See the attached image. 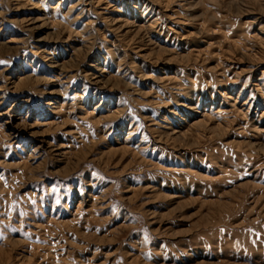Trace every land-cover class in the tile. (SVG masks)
<instances>
[{
	"label": "rangeland",
	"instance_id": "374dc122",
	"mask_svg": "<svg viewBox=\"0 0 264 264\" xmlns=\"http://www.w3.org/2000/svg\"><path fill=\"white\" fill-rule=\"evenodd\" d=\"M0 264H264V0H0Z\"/></svg>",
	"mask_w": 264,
	"mask_h": 264
},
{
	"label": "bare ground",
	"instance_id": "6f19581e",
	"mask_svg": "<svg viewBox=\"0 0 264 264\" xmlns=\"http://www.w3.org/2000/svg\"><path fill=\"white\" fill-rule=\"evenodd\" d=\"M125 28V27H124ZM127 29V28H126ZM120 30V29H119ZM95 77V76H94ZM99 80V79H98Z\"/></svg>",
	"mask_w": 264,
	"mask_h": 264
}]
</instances>
